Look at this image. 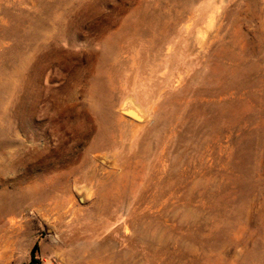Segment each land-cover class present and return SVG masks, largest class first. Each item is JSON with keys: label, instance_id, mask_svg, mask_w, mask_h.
Here are the masks:
<instances>
[{"label": "rangeland", "instance_id": "1", "mask_svg": "<svg viewBox=\"0 0 264 264\" xmlns=\"http://www.w3.org/2000/svg\"><path fill=\"white\" fill-rule=\"evenodd\" d=\"M36 245L264 264V0H0V264Z\"/></svg>", "mask_w": 264, "mask_h": 264}, {"label": "water", "instance_id": "2", "mask_svg": "<svg viewBox=\"0 0 264 264\" xmlns=\"http://www.w3.org/2000/svg\"><path fill=\"white\" fill-rule=\"evenodd\" d=\"M133 110H135L138 113V111L135 108H133V107H128V108L122 110L121 113L124 116H127V117L132 118V119L137 120V121L144 120V117L142 115H140L139 113H138L139 116L131 115V111H133ZM82 200H84V198Z\"/></svg>", "mask_w": 264, "mask_h": 264}, {"label": "trees", "instance_id": "3", "mask_svg": "<svg viewBox=\"0 0 264 264\" xmlns=\"http://www.w3.org/2000/svg\"><path fill=\"white\" fill-rule=\"evenodd\" d=\"M38 246L36 245L32 251L31 260L28 264H42L41 260L37 257Z\"/></svg>", "mask_w": 264, "mask_h": 264}]
</instances>
